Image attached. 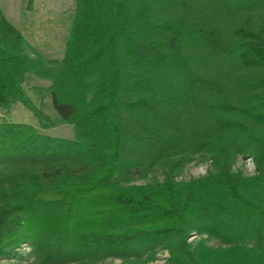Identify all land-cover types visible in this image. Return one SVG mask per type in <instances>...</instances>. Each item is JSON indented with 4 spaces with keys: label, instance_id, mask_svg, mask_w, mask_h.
<instances>
[{
    "label": "trees",
    "instance_id": "16d2710c",
    "mask_svg": "<svg viewBox=\"0 0 264 264\" xmlns=\"http://www.w3.org/2000/svg\"><path fill=\"white\" fill-rule=\"evenodd\" d=\"M29 77L72 139L42 133L56 123ZM16 103L41 130L0 123V256L264 264V0H75L61 60L30 54L0 8V108ZM196 158L214 171L179 181Z\"/></svg>",
    "mask_w": 264,
    "mask_h": 264
},
{
    "label": "rangeland",
    "instance_id": "374dc122",
    "mask_svg": "<svg viewBox=\"0 0 264 264\" xmlns=\"http://www.w3.org/2000/svg\"><path fill=\"white\" fill-rule=\"evenodd\" d=\"M75 0H0V8L5 18L13 24L26 38L30 54L47 59L61 60L65 54L66 43L70 36V28L74 15ZM49 83L34 77L27 79L26 90L33 102L52 117L56 127L41 130L39 119L24 105L16 103L10 110L0 108V123L12 122L29 124L49 137L72 139L73 128L64 124L54 108L50 95H41L36 89L44 88ZM234 171H242L244 175H256V165L251 157L240 156L234 166ZM214 171L210 161L196 158L188 165L179 177V181H190L206 177ZM163 180V176L158 174ZM152 180V179H150ZM143 184V181L138 182ZM197 236L190 239L195 243ZM220 244L211 242L210 246ZM169 254L160 250L153 264H166ZM33 248L30 243H23L8 256H0V264H26L33 262ZM101 264H121L120 260L107 259Z\"/></svg>",
    "mask_w": 264,
    "mask_h": 264
},
{
    "label": "built area",
    "instance_id": "2783aa9c",
    "mask_svg": "<svg viewBox=\"0 0 264 264\" xmlns=\"http://www.w3.org/2000/svg\"><path fill=\"white\" fill-rule=\"evenodd\" d=\"M195 237V236H194ZM193 238V237H192Z\"/></svg>",
    "mask_w": 264,
    "mask_h": 264
},
{
    "label": "water",
    "instance_id": "95a60500",
    "mask_svg": "<svg viewBox=\"0 0 264 264\" xmlns=\"http://www.w3.org/2000/svg\"><path fill=\"white\" fill-rule=\"evenodd\" d=\"M192 237H194V236H192Z\"/></svg>",
    "mask_w": 264,
    "mask_h": 264
}]
</instances>
